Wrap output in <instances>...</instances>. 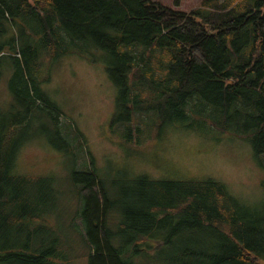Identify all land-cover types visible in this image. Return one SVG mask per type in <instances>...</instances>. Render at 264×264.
Returning <instances> with one entry per match:
<instances>
[{
    "label": "trees",
    "instance_id": "1",
    "mask_svg": "<svg viewBox=\"0 0 264 264\" xmlns=\"http://www.w3.org/2000/svg\"><path fill=\"white\" fill-rule=\"evenodd\" d=\"M97 50L115 87L109 125L123 126L127 144L145 139L133 127L142 115L151 134L161 125L226 132L264 154V0H203L189 12L153 0H0V66L7 60L12 97L0 108V264H70L75 255L74 239L56 234L49 217L60 181L14 167L31 137L19 135L36 120L52 147L84 158L67 179L78 194L87 264H136L134 256L264 264V202L243 203L212 178L99 173L80 131L65 126L42 88L60 56L95 62Z\"/></svg>",
    "mask_w": 264,
    "mask_h": 264
},
{
    "label": "rangeland",
    "instance_id": "2",
    "mask_svg": "<svg viewBox=\"0 0 264 264\" xmlns=\"http://www.w3.org/2000/svg\"><path fill=\"white\" fill-rule=\"evenodd\" d=\"M153 1L189 12L200 7L203 0ZM97 54L95 62L76 54L60 56L51 64L49 80L42 88L58 106L65 126L80 131L84 148L93 157L101 175H146L178 180L212 178L222 182L229 193L243 203L258 205L264 202V154L256 156L250 142L240 136L215 131L214 134H199L164 125L151 134L156 129L150 132L148 122H153L150 118L146 123L139 121L144 118L142 115H137L133 122V127L139 124L145 135L139 145L124 141L122 125H116L111 131L109 121L114 111L115 87L106 74L103 51L97 50ZM10 74L5 60L0 66V108L3 109L12 101L7 85ZM19 136L31 137L22 141L16 154V172L44 175L51 180L54 176L60 181L63 193H59L53 208L56 210L49 217L55 223L56 234H70L74 239L75 255L70 264H87L86 250L77 234L82 227L75 211L78 194L67 179L74 167L83 166L84 158L77 157V152L66 155L52 147L37 120ZM76 157L77 162H74ZM110 219L113 223L117 219L115 211ZM40 236L48 234L43 231ZM133 260L136 264H149L136 256Z\"/></svg>",
    "mask_w": 264,
    "mask_h": 264
}]
</instances>
